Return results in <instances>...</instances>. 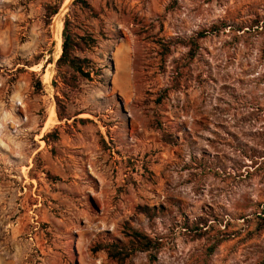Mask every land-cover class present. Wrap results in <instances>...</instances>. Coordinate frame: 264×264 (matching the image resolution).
Masks as SVG:
<instances>
[{"label":"rangeland","instance_id":"374dc122","mask_svg":"<svg viewBox=\"0 0 264 264\" xmlns=\"http://www.w3.org/2000/svg\"><path fill=\"white\" fill-rule=\"evenodd\" d=\"M72 1L0 0V264H264V0Z\"/></svg>","mask_w":264,"mask_h":264},{"label":"trees","instance_id":"16d2710c","mask_svg":"<svg viewBox=\"0 0 264 264\" xmlns=\"http://www.w3.org/2000/svg\"><path fill=\"white\" fill-rule=\"evenodd\" d=\"M80 4L81 7H88L85 0H73L71 5ZM49 17L53 16L57 12L56 7L48 6ZM216 27H213L210 31H201L197 34L196 39H201L207 36L209 33L215 32ZM61 53L55 61V67L57 69V77L60 82L69 90H74L79 86L82 80L90 81L92 75H96L94 67L91 61L86 57L78 56V53L83 52L89 48L94 40L88 36H79L73 33L70 29V20L68 16L64 19L63 28L61 32ZM194 44V40H192ZM40 86V83H38ZM163 96H159L155 99L157 103H160ZM57 102L59 101L56 98ZM60 118V115H59ZM170 142V138L166 139ZM138 213L144 217L151 219L155 216L156 211L154 208L142 206L137 208ZM262 223L259 224V228L264 227V217L261 218ZM199 229V228H198ZM124 236L128 238V244L123 245L119 242H112L102 245H95L92 247V252L104 251L107 257L119 264H123L131 255L136 252H147L156 248V243L146 234L133 229L129 225H125ZM200 233H195L196 236H200L205 231L199 230Z\"/></svg>","mask_w":264,"mask_h":264},{"label":"water","instance_id":"95a60500","mask_svg":"<svg viewBox=\"0 0 264 264\" xmlns=\"http://www.w3.org/2000/svg\"><path fill=\"white\" fill-rule=\"evenodd\" d=\"M61 53V52H60Z\"/></svg>","mask_w":264,"mask_h":264}]
</instances>
